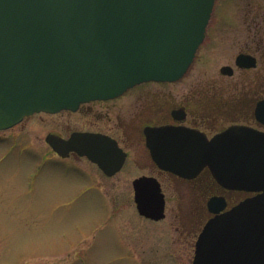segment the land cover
<instances>
[{
	"label": "water",
	"instance_id": "obj_1",
	"mask_svg": "<svg viewBox=\"0 0 264 264\" xmlns=\"http://www.w3.org/2000/svg\"><path fill=\"white\" fill-rule=\"evenodd\" d=\"M215 2L0 0V131L36 113L77 111L141 83L182 79L206 39ZM238 63L256 64L244 55ZM150 134L162 170L190 179L209 166L225 187L253 193L224 213L227 201L211 200L217 215L197 240L193 264H264V133L238 126L212 140L169 127ZM46 142L60 157H86L109 177L126 158L115 139L100 133L48 134ZM133 188L141 216L166 218L157 178H137Z\"/></svg>",
	"mask_w": 264,
	"mask_h": 264
},
{
	"label": "rangeland",
	"instance_id": "obj_2",
	"mask_svg": "<svg viewBox=\"0 0 264 264\" xmlns=\"http://www.w3.org/2000/svg\"><path fill=\"white\" fill-rule=\"evenodd\" d=\"M260 36L264 0H216L189 72L177 86L158 88L173 92L177 102L191 84L205 86L207 99L215 97L219 84L232 81L221 77V67L234 66L246 47L257 49ZM139 93L94 104L92 113L83 106L77 112L34 114L0 131V264H193L194 237L184 224L191 210L186 192L164 180L167 215L159 222L136 208L133 181L149 170L137 166L140 147L125 131L146 101ZM77 131L118 136L130 152L126 167L107 177L87 158L59 157L46 142L48 134L68 138Z\"/></svg>",
	"mask_w": 264,
	"mask_h": 264
},
{
	"label": "flooded vegetation",
	"instance_id": "obj_3",
	"mask_svg": "<svg viewBox=\"0 0 264 264\" xmlns=\"http://www.w3.org/2000/svg\"><path fill=\"white\" fill-rule=\"evenodd\" d=\"M260 42L261 43L257 44V49L255 50L246 47V49L237 53L234 59V66L224 65L221 67V77L232 79L229 83L231 88H226L229 86L220 87L221 84H219L220 88L214 89L215 97L210 99L204 96L207 89L205 86L203 87L202 84H191L192 89L189 90L190 87L187 89L188 91L185 90L186 92H184L181 97H178V99L182 98L181 101L177 102V97L173 92H165L158 87H174L177 86L180 81L146 82L135 86L116 99L89 102L86 103V106L83 104L78 109L80 110L84 106L82 111L85 110L88 113H92L95 111L93 107L94 104L117 100L129 92L140 90L138 99L140 98L141 102L144 100L146 101L143 103L141 111L136 115V122L133 121L134 123L132 125H127L129 130L125 131L128 139H136L135 142L132 141L131 143H135V145L140 147L141 155L138 162H136L137 166L143 170H149L148 173L142 174L138 178L143 176L155 177L160 181L162 189L164 180L169 179L180 188L181 193L186 192L184 194L187 197V206L191 207V210L185 216L184 224L185 227L189 228L187 234H189L190 237H194V255L192 262L194 261L196 242L199 235L207 222L216 216V213L210 209V201L215 197L224 198L227 201V206L221 211L222 213L229 210L240 201L248 198L252 193L225 187L214 176L209 166L203 168L196 177L190 179L162 170L155 162L152 151L148 145L151 137L150 132L154 129L169 127L187 130L205 136L208 140H212L215 136L223 133L229 128L238 126L252 128L264 133L263 36H260ZM247 45L249 46V44ZM241 55L253 57L256 63L255 66L248 67L239 64L238 58ZM224 67H228V69L223 71L222 69ZM152 88L157 89L156 91H152ZM240 88L243 89L239 90ZM148 96L151 97L149 100ZM120 125H122L121 122ZM81 132L100 133L115 139L120 148L126 153L125 162L121 171L126 167L130 159V152L118 136L116 137L114 134L102 131ZM72 155L75 154L72 153L71 156ZM139 162L142 164H139ZM182 212L184 213V210H182Z\"/></svg>",
	"mask_w": 264,
	"mask_h": 264
}]
</instances>
